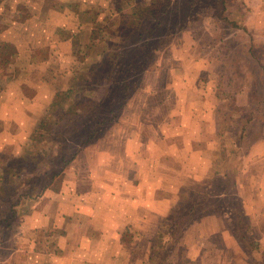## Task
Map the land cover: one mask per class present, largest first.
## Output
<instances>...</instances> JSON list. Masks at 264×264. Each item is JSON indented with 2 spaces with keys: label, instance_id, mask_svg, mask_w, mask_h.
<instances>
[{
  "label": "rangeland",
  "instance_id": "obj_1",
  "mask_svg": "<svg viewBox=\"0 0 264 264\" xmlns=\"http://www.w3.org/2000/svg\"><path fill=\"white\" fill-rule=\"evenodd\" d=\"M60 1L70 13L55 33L76 29L49 53L19 32L35 30L30 0H0V244L48 190L71 184L65 173H103L143 137L147 170L165 177L151 194L169 202L148 264H188L189 228L206 217L216 230L197 264L219 253L264 264V24L247 27L248 0Z\"/></svg>",
  "mask_w": 264,
  "mask_h": 264
},
{
  "label": "crops",
  "instance_id": "obj_2",
  "mask_svg": "<svg viewBox=\"0 0 264 264\" xmlns=\"http://www.w3.org/2000/svg\"><path fill=\"white\" fill-rule=\"evenodd\" d=\"M47 2L49 1L45 3ZM45 3L41 0L27 2L32 15L28 17L34 21L35 30L25 31L23 27L19 32L26 42L32 39V42L37 43L36 48L43 46L46 52L52 53L59 46L71 43L72 36H69V33L76 29V26H71L72 30L67 32V36L61 37L63 33L56 34V30L63 32L67 28L66 21L70 10L66 8L67 4L64 5L60 0L62 6L59 7L53 2L50 5ZM248 6L247 27L261 29L260 26L264 24V0H248ZM55 9L62 15L61 22L53 18ZM77 16L75 13L74 17ZM24 21L27 22V18ZM84 32L79 31V34L75 35L81 40L78 41L81 44H84L89 36ZM64 43L65 45H61ZM42 69L46 70L45 67ZM21 85L26 86L19 81L17 88ZM51 95H45L46 98L41 100L50 101ZM6 96L10 97L8 94ZM11 98L13 102L23 101V95L19 92L12 94ZM33 100L38 101L37 97H33ZM141 114L144 115L145 112L142 111ZM205 120L203 131L210 133V123ZM157 131L161 133L160 125L156 127ZM141 140V147L131 145L128 156L114 154L109 157L108 163H101L98 167L103 173L98 174L96 170L91 172L90 176L79 174V171L77 175L74 172L65 173L63 179L66 178L71 184H64L60 193H54V188L48 190L20 217L22 220L12 232L13 237H9L7 242L4 239L0 244V264H148L151 240L158 235L159 224L167 213L169 202L159 195L151 194L150 187L156 184L160 186L165 177L155 176L147 170L145 165L149 162V156L144 152L146 140H143V137ZM209 148L210 145L207 153ZM99 159L101 160V157ZM153 163L157 164V161ZM201 164L209 167L211 160ZM85 181L92 182V187L80 186ZM259 183V196L264 198V177L260 178ZM202 221L191 225V233L185 239L186 255L190 261L188 264L203 261L202 246L208 244L211 239L209 235L212 230H216L214 224H210L213 221L211 217ZM201 228L207 230L202 233L200 240L194 231H201ZM219 257L220 253L216 260L213 258V264H228L229 259ZM160 260L166 262L165 258Z\"/></svg>",
  "mask_w": 264,
  "mask_h": 264
}]
</instances>
